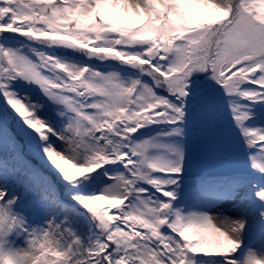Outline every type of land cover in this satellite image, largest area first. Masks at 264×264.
Listing matches in <instances>:
<instances>
[{
    "label": "snow or ice",
    "instance_id": "6c2138e0",
    "mask_svg": "<svg viewBox=\"0 0 264 264\" xmlns=\"http://www.w3.org/2000/svg\"><path fill=\"white\" fill-rule=\"evenodd\" d=\"M221 89L264 175V128L247 125L264 103V0H0V95L63 185L0 131V264H264L236 255L249 217L264 227V182L234 190L239 219L175 206L184 151L165 138L217 143ZM153 125L169 130L141 133Z\"/></svg>",
    "mask_w": 264,
    "mask_h": 264
},
{
    "label": "rangeland",
    "instance_id": "374dc122",
    "mask_svg": "<svg viewBox=\"0 0 264 264\" xmlns=\"http://www.w3.org/2000/svg\"><path fill=\"white\" fill-rule=\"evenodd\" d=\"M202 11L205 13L201 19L208 20V19H216L218 17L212 15L210 13L211 6H200ZM121 17L125 18L126 16L121 14ZM10 36V35H9ZM14 38L11 39L9 42L11 46H18L20 44H23L26 48L28 47L26 44V38L16 36L15 34H11ZM24 42V43H23ZM101 70L103 71V66H100ZM201 79V78H200ZM205 80V77L204 79ZM19 84H17V90L23 93H28L32 96V99L35 100L37 98L38 93V86L32 84V88L29 84H27L23 80H19ZM207 83H212L210 81H206ZM218 87V86H217ZM221 97H223L221 104H222V110L224 111V114L231 115L232 112L228 108V102L229 98L223 95V90L220 91ZM42 95V94H41ZM240 103H248L247 101H240ZM263 107V108H261ZM264 103L257 104L252 107L251 111L253 112L254 122L251 121L249 123V127H261L264 128ZM41 111H43L41 109ZM11 123V122H9ZM14 123V122H13ZM183 127V126H182ZM227 127V130L229 132L223 134L219 141L215 144L209 145L206 142H204L199 136L194 135L191 129L184 127L183 135L187 136L190 141L194 142L195 144L199 145L198 147L191 146L188 144V142L179 137V136H173L169 137V139H166V142H175L178 147H182L184 151V170L186 168L189 169H198V170H207L212 172H232L237 167H239L240 162L237 159L238 157L242 160H245V153L246 149L242 148L241 146L238 147V145H235L237 156H233L231 150L228 148L227 143L230 142L229 140L232 139L234 141H238V128L235 126V121L231 119H227L226 117L221 118V128ZM155 128H159V132H166L169 130V128L165 125H153L151 129H141V133H146L148 135L155 136L156 133H153ZM18 131V130H17ZM22 131H18L19 138L22 137ZM240 136V135H239ZM140 138H144L141 136ZM189 141V140H188ZM189 141V142H190ZM241 147V148H240ZM236 160V161H235ZM242 163L246 166L247 163L242 161ZM248 165L251 167V163L248 161ZM182 172V173H183ZM260 177V176H259ZM245 181L244 179H241L240 184ZM240 186V185H239ZM237 186V188L239 187ZM236 188V189H237ZM235 188L230 187H219L216 185L211 186H205L201 189H196L189 198L193 199V203L189 206V208L184 213L185 215L196 212V213H202L206 212L210 215H218L219 213H223L226 216H230L233 219H239L241 218V210L234 207V204L236 203V200L232 198L234 194ZM236 199H239V197H236ZM100 203H105L104 201H101ZM253 224L251 218L249 217V221L246 225ZM18 244L22 243L21 240L16 241ZM243 246H245V249L242 253V255L249 249L255 251L257 254L264 255V233L260 234L259 237L256 239H253L251 242H246L245 235L243 238Z\"/></svg>",
    "mask_w": 264,
    "mask_h": 264
},
{
    "label": "trees",
    "instance_id": "16d2710c",
    "mask_svg": "<svg viewBox=\"0 0 264 264\" xmlns=\"http://www.w3.org/2000/svg\"><path fill=\"white\" fill-rule=\"evenodd\" d=\"M122 22H132L128 17H121ZM10 37L13 39L14 37L11 36ZM11 41V40H10ZM27 42V46H28V41ZM24 43V42H23ZM45 51H55L56 55H60L64 58H74V59H83L82 57H80L78 54H73L70 53L69 50L67 49H62V50H51V49H44ZM95 63L97 65H100V62L96 61V62H92ZM107 63H114V62H107ZM102 66V65H101ZM201 80L204 79L203 76L200 77ZM16 86L17 84H19V80L15 82ZM30 87L32 88V86L30 85ZM49 107L52 108L54 106L51 105V102H48ZM43 110V109H42ZM228 116V115H227ZM222 117H225L224 115V111L222 110ZM232 116H229V119H231ZM11 122V123H9ZM14 122V123H13ZM236 128H238V141H234L232 139H230V142L227 143L228 148L231 150L233 156H237L236 152H238L236 150L235 145L241 146L240 144H242V148L250 150L246 144L244 143V137L241 135V131L240 128L237 127L236 123H235ZM7 129L11 134L15 135V137L17 139L20 140V142L22 144L25 145L24 147V153H25V157L26 159L30 162V164L32 166L35 167V169L38 170L39 173L43 174V179L48 181L50 184H52L54 186V190L55 189H59V191L61 192V195L63 194V185L60 182V177L59 174L55 172V170L51 169L50 165H47L45 162H43L41 157H38L37 155L33 154L32 152L29 151V147L27 144V140H28V136L26 135V133H31L30 129H27L26 126L23 124V121L21 120V118L19 116L16 115V113L11 109L10 106H8V104L6 103L4 97L2 95H0V131ZM223 129H227V127H223ZM22 131V137L19 138V134L18 131ZM223 130V132H224ZM31 135L34 137L35 134L31 133ZM240 135V136H239ZM183 139H185L188 143H189V139L187 136L185 135H181L179 136ZM169 139V138H166ZM189 140V141H188ZM240 147V148H241ZM251 154V150L249 152H246L245 155V160L240 159L239 157L237 158L240 162L239 165V169L238 170H234L231 173H224V172H212V171H203V170H192L189 168H186V170L181 174V180H180V185H179V192H178V196H177V200L175 201V206L180 209L183 213V210L186 206V204L188 203L187 201V195L190 191L191 188H193V186H198L202 183H205L207 181H223L225 183H229L228 179L231 178V176L234 175H238V176H242V171L244 169H248L249 171H251V174L248 175L249 180L251 183L255 184V175L258 174V172H255V170L250 167L248 165V157ZM244 161L247 163V165L245 166L242 163L241 166V162ZM250 162V161H249ZM39 179V177H37ZM264 178V175H261V179ZM190 183V184H189ZM81 211H84L83 209H81ZM110 212H114L115 210L113 209H109ZM260 225H255V226H249L247 227V230L245 229V234L246 235H251L249 233H255L256 229L259 228Z\"/></svg>",
    "mask_w": 264,
    "mask_h": 264
},
{
    "label": "water",
    "instance_id": "95a60500",
    "mask_svg": "<svg viewBox=\"0 0 264 264\" xmlns=\"http://www.w3.org/2000/svg\"><path fill=\"white\" fill-rule=\"evenodd\" d=\"M222 90V89H221Z\"/></svg>",
    "mask_w": 264,
    "mask_h": 264
}]
</instances>
